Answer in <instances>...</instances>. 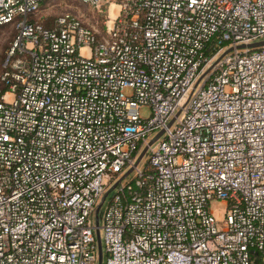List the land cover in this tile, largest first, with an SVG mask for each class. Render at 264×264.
I'll return each instance as SVG.
<instances>
[{"label":"built area","instance_id":"1","mask_svg":"<svg viewBox=\"0 0 264 264\" xmlns=\"http://www.w3.org/2000/svg\"><path fill=\"white\" fill-rule=\"evenodd\" d=\"M45 1L0 0V264H97L112 187L102 264H264V0Z\"/></svg>","mask_w":264,"mask_h":264},{"label":"rangeland","instance_id":"2","mask_svg":"<svg viewBox=\"0 0 264 264\" xmlns=\"http://www.w3.org/2000/svg\"><path fill=\"white\" fill-rule=\"evenodd\" d=\"M110 3V1L105 2L103 6L96 8L76 0H46L40 6L39 11L28 17V20L42 23L45 27H51L57 17L70 15L80 18L84 24L92 27L98 34L104 35L107 31L108 21H110ZM15 33L13 25L0 27V78L4 71L7 51L10 48ZM1 84L0 81V88ZM147 115V110H143L142 116L146 117ZM144 161L142 159L138 166H142ZM216 209L215 215L220 218L222 216V205L216 206Z\"/></svg>","mask_w":264,"mask_h":264},{"label":"water","instance_id":"3","mask_svg":"<svg viewBox=\"0 0 264 264\" xmlns=\"http://www.w3.org/2000/svg\"><path fill=\"white\" fill-rule=\"evenodd\" d=\"M261 47H264V40L260 41V42H255L249 45H240L237 48L238 49H251V50H255V49H259ZM161 135V133H158L151 141H149L148 145H151L159 136ZM146 147L140 152V154L138 155L135 163H134V167H136L140 161L142 160V158L144 157V154L146 152ZM133 168L129 169L121 178L124 179L125 177H127L130 173H132ZM114 189V187H112L110 190H108L102 197L101 201L98 203V205L96 206L95 209V237H96V243H97V250H98V261L97 264H102V245H101V240H100V233H99V220H100V210L102 207V204L105 200V198L108 196V194Z\"/></svg>","mask_w":264,"mask_h":264},{"label":"bare ground","instance_id":"4","mask_svg":"<svg viewBox=\"0 0 264 264\" xmlns=\"http://www.w3.org/2000/svg\"><path fill=\"white\" fill-rule=\"evenodd\" d=\"M111 7V8H110ZM109 10H110V15L109 18L110 20L114 19L117 15L118 12V6L115 4L110 5ZM116 9L115 15H114V10Z\"/></svg>","mask_w":264,"mask_h":264},{"label":"crops","instance_id":"5","mask_svg":"<svg viewBox=\"0 0 264 264\" xmlns=\"http://www.w3.org/2000/svg\"><path fill=\"white\" fill-rule=\"evenodd\" d=\"M116 9L114 10V15H115Z\"/></svg>","mask_w":264,"mask_h":264},{"label":"trees","instance_id":"6","mask_svg":"<svg viewBox=\"0 0 264 264\" xmlns=\"http://www.w3.org/2000/svg\"><path fill=\"white\" fill-rule=\"evenodd\" d=\"M1 88H2V84H1Z\"/></svg>","mask_w":264,"mask_h":264}]
</instances>
